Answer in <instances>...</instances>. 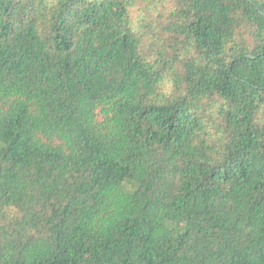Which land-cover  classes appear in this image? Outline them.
<instances>
[{
  "label": "trees",
  "instance_id": "trees-1",
  "mask_svg": "<svg viewBox=\"0 0 264 264\" xmlns=\"http://www.w3.org/2000/svg\"><path fill=\"white\" fill-rule=\"evenodd\" d=\"M0 264H264V0H0Z\"/></svg>",
  "mask_w": 264,
  "mask_h": 264
}]
</instances>
